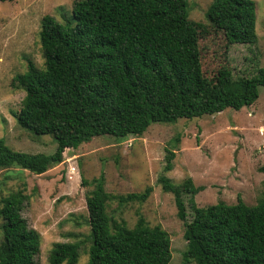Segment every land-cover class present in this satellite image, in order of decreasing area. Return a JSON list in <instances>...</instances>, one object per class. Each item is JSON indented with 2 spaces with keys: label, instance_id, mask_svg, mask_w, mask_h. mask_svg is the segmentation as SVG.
Listing matches in <instances>:
<instances>
[{
  "label": "trees",
  "instance_id": "trees-1",
  "mask_svg": "<svg viewBox=\"0 0 264 264\" xmlns=\"http://www.w3.org/2000/svg\"><path fill=\"white\" fill-rule=\"evenodd\" d=\"M186 7L187 0H75L69 18L43 17V64L38 68L29 63L12 79V87L24 92L14 118L34 136H51L56 150L51 156L29 155L12 151L0 139V170L16 167L41 175L63 161L65 150L96 137H140L151 124L200 119L252 105L259 87H264V68L256 77L233 78L223 66L213 77H205L198 40L206 29L189 19ZM206 18L227 44L256 41L252 0H212ZM173 158L174 152L166 150L158 182L174 196L183 220L181 196L192 199L200 187L194 188L190 179L172 187L165 173L171 171ZM103 182V177L93 179L85 195L90 240L86 264H169L170 238L160 226L150 227L138 215L128 228L107 212L112 199L119 205L143 203L151 188L113 197ZM27 201L23 190L0 200V264H35L40 253L39 234L21 215ZM193 211L185 224V262L264 264V196L254 206L237 200ZM79 256L78 243H55L48 261L77 264Z\"/></svg>",
  "mask_w": 264,
  "mask_h": 264
},
{
  "label": "rangeland",
  "instance_id": "rangeland-1",
  "mask_svg": "<svg viewBox=\"0 0 264 264\" xmlns=\"http://www.w3.org/2000/svg\"><path fill=\"white\" fill-rule=\"evenodd\" d=\"M75 0H14L0 2V139L14 152L51 156L56 142L51 136H34L21 129L14 118L20 110L24 92L12 87V79L27 70L29 63L41 68L39 41L41 20L45 16L61 20L70 17ZM212 0H187L190 20L201 23L205 34L198 47L202 73L211 78L221 67L233 78L256 77L264 68V0H252L256 13V41L253 44H227L206 18ZM179 138L178 143L175 139ZM166 150L174 152L172 169L165 176L172 187L191 180L200 191L191 199H181L185 217L177 215L174 196L162 190L158 178L163 174ZM264 87L257 100L239 111L226 109L214 116L178 120L172 124H151L140 137L93 138L79 148L67 149L63 161L41 175L27 170H0V200L8 193L23 190L28 196L21 215L40 237V253L35 264H49L55 243H78L77 264H86L90 245L86 196L93 179L103 177L105 191L113 196L151 192L143 203L108 202L107 212L132 228L138 215L150 226H160L170 238L169 264L185 262V224L194 208L218 203L234 205L240 200L256 205L264 196ZM85 181L87 184L83 185ZM2 222L0 219V226ZM2 231L0 228V241Z\"/></svg>",
  "mask_w": 264,
  "mask_h": 264
}]
</instances>
